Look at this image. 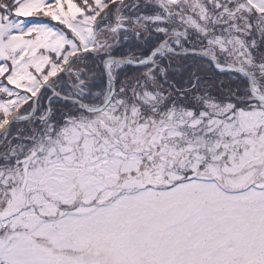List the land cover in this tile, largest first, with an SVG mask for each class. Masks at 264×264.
<instances>
[{"label":"snow or ice","instance_id":"obj_1","mask_svg":"<svg viewBox=\"0 0 264 264\" xmlns=\"http://www.w3.org/2000/svg\"><path fill=\"white\" fill-rule=\"evenodd\" d=\"M0 264H264V0H0Z\"/></svg>","mask_w":264,"mask_h":264}]
</instances>
